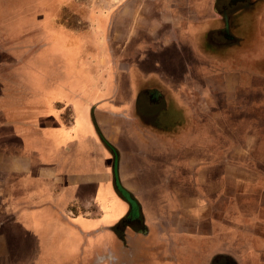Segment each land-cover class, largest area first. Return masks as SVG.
Returning <instances> with one entry per match:
<instances>
[{
  "label": "crops",
  "instance_id": "1",
  "mask_svg": "<svg viewBox=\"0 0 264 264\" xmlns=\"http://www.w3.org/2000/svg\"><path fill=\"white\" fill-rule=\"evenodd\" d=\"M230 1L232 4L238 2ZM107 2L105 7H86L75 0H34L33 10L22 17L29 19L28 27L35 29L32 32L40 29L45 34L44 45H48L53 56L59 58L57 70L49 72L64 73V81L59 83L50 74L51 85L43 84L39 88L35 78L37 87L27 83L28 92L44 100V105L39 108L36 103L25 102V105H17L20 108L16 111L23 113L24 110L42 109L41 112L30 113L25 119H17L12 114L5 117L7 122L3 127L8 128V138L19 141L21 153H17L16 160L13 159L14 150L5 147L3 153L12 157L3 156L4 162L6 158L9 161L4 163L7 166L4 170L9 169L10 174L17 176L18 183L11 188L19 195L17 198H3L0 213L3 221L18 223L25 227V231L36 235L51 233L53 227L58 231L71 232L77 242L73 244L70 257L62 258L58 264H111L110 261H116L110 248L113 242L88 246L85 239L99 236L106 227L110 228L111 234L121 224V238L116 239V244L121 241H129L132 245L145 244L147 238L144 235L148 234L145 223L151 226L150 230L154 226L159 230L173 229L175 232L178 227L180 233L198 229V232L203 230L211 234V221L215 219L238 231L248 232L246 240L251 249L259 253L257 260L264 264V255L257 250L264 243V179L262 182H251L247 177H235V170L243 172L245 168L243 161H234L233 138L226 135L230 143L211 146L212 138H217L215 131L208 132L206 129L205 136L193 127L188 135L175 130L171 136L157 141L150 131L135 125L136 120L130 118L131 114L125 117L123 114L110 116L103 111L96 112L106 102L113 104L116 101L122 107L132 106L134 90L131 74H144L138 72L136 59L145 55L148 65H151L150 73H153V77H146L145 83L153 82V89L163 85L161 81L165 77L176 84L177 80L172 75H183L180 73L185 71L194 78L203 73L207 85L204 91L201 89L203 92L199 90L197 104L208 110L214 107V111L208 114L209 120L204 122L206 125L210 123L211 128L212 124L217 127L215 107L218 102L215 99L219 87L218 82H212L217 77H212V64L202 61V57L206 61L212 56L204 54L201 49L203 43L207 45L211 33L218 30L219 17L213 7L216 0ZM241 2L246 3L249 9V5L254 9L256 4L258 11L264 14V0ZM75 10L83 23L90 27L89 30L68 28ZM259 29L263 35L264 16L259 22ZM12 38L7 39V43H16L13 49L25 48L19 36L14 38L17 42ZM36 40V35L29 39L31 44ZM21 53L17 50V55H12L15 62ZM183 55L191 59L189 67L183 68L182 72H169L165 62L178 60ZM263 69L260 67L259 70ZM223 76L224 82L220 87L226 91L227 98L230 95L232 99L244 96L240 100L249 102L251 95H263L261 76L248 73L249 81L243 84L237 81L236 85H233L230 76ZM177 79L185 80L184 77ZM197 83L199 89L201 80ZM163 86L165 94H169V89L165 84ZM175 86L174 93L170 94L174 96L178 114L187 107V102L183 97L181 99L182 85ZM33 88L35 90L30 91ZM188 90L194 92L196 89ZM262 101L258 102L264 103ZM187 118L188 122L197 121L195 115L189 113L187 116H170L168 122L174 124V128L181 125L187 128ZM101 136L117 152V159ZM201 136L206 140L202 145ZM155 142L156 149L153 148ZM218 152L225 156L217 159ZM115 177L125 193L116 191ZM251 186L257 190L253 199L247 196ZM126 195L137 202L136 207L131 209ZM237 202L242 213L240 215L239 212L241 223L231 211ZM248 205H251L250 209L244 207ZM128 217L137 222H130ZM252 217L257 222L251 223ZM5 232V229L2 230V235ZM183 242L184 239H180L177 243L181 246ZM236 243L239 244L237 251L246 249L243 247L246 243L240 238ZM234 244L231 248L237 245ZM90 248L91 257H87ZM196 248L191 246L188 250ZM237 254L235 256L239 261L241 255Z\"/></svg>",
  "mask_w": 264,
  "mask_h": 264
},
{
  "label": "rangeland",
  "instance_id": "2",
  "mask_svg": "<svg viewBox=\"0 0 264 264\" xmlns=\"http://www.w3.org/2000/svg\"><path fill=\"white\" fill-rule=\"evenodd\" d=\"M107 1L113 3L112 0H75L76 3H83L86 7L88 5H99L103 7L107 5ZM33 2L34 0H0V213L3 210L4 203L2 200L4 197L19 196L18 191L16 192L11 188L13 184L18 183V179H16L17 176L14 173L10 174L8 172L9 169L4 170V168L7 167L4 163L9 162L7 158L12 159L11 156L3 154L6 150L5 147L15 151L14 160L18 159L17 156H19V154L17 153L20 152L19 141L14 138H8V128L3 127L7 122L5 117L12 114L17 117V119H19V117L25 119L27 118L26 115L30 113L41 112L42 109H30L27 110V112L24 110L23 113L16 111L20 108L17 105L24 104L25 102L26 104L36 103L39 108L45 103L41 98H35L28 92L27 83H33V87H37L36 84H38L39 88L43 84L45 86H50V83L53 81L50 74H53V77L59 83L64 81V73L58 74L56 72H49L50 70H57L59 67L57 66L59 58L53 56L52 50L49 49L48 45H44V43H46L44 42L46 38L43 35L45 34H43V31H40V29H36L37 31L32 32L34 28L28 27L29 19L24 20L22 18L30 10H33ZM249 2H252V0H249ZM254 5V9H252V5H249V9L247 4L241 2V0L233 4L230 0H216L213 5V7H215V13H217L219 17L218 30L217 32L211 33L209 40L206 41L207 45L203 43L201 49L204 54H210L212 56L211 60L206 59V61L204 60L205 58L202 57V61L206 64H212V69L214 71L212 77H217L214 80L212 79V82H218L217 84L219 87L217 98L215 99L218 102V105L215 107L218 115L217 127H214L212 124L211 128L210 123L206 125L204 122L205 119L209 120L208 114L210 111H214V107L212 106L210 110H208V108L205 109L202 104H197L198 98L200 97L199 90L203 92L207 85L203 80L204 74H199V76H195L194 78V75L192 76V74L185 71L184 73H180L183 75H172V77L174 76V80H177L176 84L182 85L183 90L181 92V99L183 97L187 102V107L182 111L180 110L177 114V109L174 105V96L171 95L177 88L175 86L176 84L170 82V78H163L161 82H163V85L165 84V87H167L171 93L166 95V92L163 90L165 88L162 84L160 87L153 89V86H151L153 82L150 81L149 84H147V82L145 83L146 77H153V73H150L151 65H148V60L145 55H139L136 59L138 72H143L144 74H131L132 77L130 80L133 83L132 88L134 90L132 106L122 107L116 103V101L113 104L106 102L101 105V108L96 109V112L103 111L110 114V116L113 114H123L125 117L131 114L130 118L132 117L136 120L135 125L139 124L140 129L146 130V132L150 131L153 134H151V136L157 141L161 138L171 136L175 130L183 134L187 132L186 135H188L193 127L205 136H207L205 132L206 129L208 132L211 130L215 131L217 138H212L211 146L227 145V142H231L230 138L226 140V135H229L233 138L234 161H243L245 168L243 172L235 170L233 172L235 177H247L251 182H262L264 179V103L258 101L263 100L264 92L263 95H259L261 93L258 95H251V98L248 99L249 102H247V100H240L244 96H241L240 99H238L239 97H236L237 99H232L230 95V97L227 98L226 91L222 90L220 87L224 82L223 75H225L226 78L230 76L231 82H233V85H236L237 81L242 84L248 82V73H253L257 77L261 76L262 83H259L260 85H264V69L263 71L259 70L260 67L264 68V34L262 35L259 29V22L264 14L261 13L262 11H258L259 9L256 8V4ZM237 12L239 14H237ZM68 28H73L74 31L90 29L88 25L83 23L77 10H75ZM10 29H12V32L15 31L13 33L11 32V35L9 34L11 31ZM35 35L37 40L31 44L29 39L35 37ZM18 36L20 37V43L25 46L24 49H13L12 47H15L16 43L11 42L9 45L7 43V39ZM14 38L12 39L17 42ZM39 38H41V40ZM17 50L20 53L22 51V53L19 60L15 62L13 59L15 56L12 55H17ZM190 61L191 59L183 55L179 57L178 60L166 61L165 65L169 69V72H182L183 68L189 67ZM170 64L171 67L169 68L168 65ZM41 69H44L42 73ZM230 72H234L235 74L232 75L233 73ZM158 74H156V76ZM177 77H184L185 80H178ZM35 78L38 79L37 83ZM139 78L140 80L138 81ZM199 79L201 80V84L198 89L197 81H199ZM167 84H170L172 87H169ZM193 87H195L196 90H194V92H189L188 89ZM33 90H35V88L30 91ZM29 93L30 95H28ZM207 99L210 100V97L207 96ZM189 113L195 115L197 121L194 120L193 122V120H191V122H188L189 118H187V128L183 125L174 128V124L168 122L170 116H187ZM151 126L153 128H151ZM202 137L203 136H201L200 139L201 145L206 141ZM6 141H9L10 144ZM207 145H210V143ZM156 146L157 143L155 142L153 148L156 149ZM3 156L7 157L5 162ZM224 156L223 153H220L217 159H221ZM256 191L257 190H253L251 186L250 193L247 194V196L253 199L256 196ZM253 202L251 204H253ZM244 207L250 209L251 205ZM231 211L235 213L234 217L236 220L241 223L242 219L239 217V212L240 215L242 213L238 202ZM8 213L9 210L7 214ZM225 218L228 217L225 216ZM0 219L2 221L0 225V264H58L62 258L67 259L70 257L69 254H72V248L77 242V240L73 238V234L69 231H58L53 227V232L51 233L47 232L36 235L28 233V231L24 230L25 227L18 223H11L10 221L4 222L5 220L3 221L1 214ZM232 221L235 220L233 219ZM211 222L213 227L211 234L203 230L198 232V229H187L180 233L178 227L174 229L175 232L172 231L173 229H170V231L159 230L154 226H152V230H150L149 227L151 226L145 223V227L148 229V234L144 235V237L147 238L145 244L138 243L137 245H132L129 241H121L120 244H116V239L121 238V224L115 227V230L111 232V234L109 232L110 228L106 227L105 230L107 232L104 230L105 232L102 231L99 236L86 238L85 241L88 246L99 244V242H113L110 248L115 254L116 261H110L111 264H177V262L174 263L173 260H179L178 264H262L260 260H257L259 253L253 251L254 249H251L246 240L248 232L238 231L215 219H212ZM254 222H257V220L252 217L251 223ZM1 229L6 230L4 235H2ZM239 238L246 243L243 246L246 247V249L241 251H237L236 249L239 245L236 243ZM180 239H184L185 241L181 246L177 243ZM233 243L237 245L234 244L235 247L231 248ZM87 245L85 244V246ZM261 245L262 246L257 250H260V254L264 255V243ZM191 246L197 248L188 250ZM130 247H132V249H130ZM125 250L126 252H124ZM91 252L92 249H88V256H86L91 257ZM237 253L241 255V258ZM236 254L241 260L238 261L236 259ZM173 257H175V259L172 260ZM253 258H255V260H253ZM95 264L101 263L98 262ZM102 264L104 263L102 262Z\"/></svg>",
  "mask_w": 264,
  "mask_h": 264
},
{
  "label": "trees",
  "instance_id": "3",
  "mask_svg": "<svg viewBox=\"0 0 264 264\" xmlns=\"http://www.w3.org/2000/svg\"><path fill=\"white\" fill-rule=\"evenodd\" d=\"M101 140L112 150V152H113V155H114V157H115V159H117V152L112 148V147H110L109 145H108V143L103 139V137L101 136ZM115 163H116V161H115ZM115 189H116V191L118 192V193H123V192H125L124 191V189L121 187V185H120V183H119V181H118V179H117V177H115ZM126 201H127V203H129V204H131V205H136V202H135V200L131 197V196H129L128 195V197L126 198Z\"/></svg>",
  "mask_w": 264,
  "mask_h": 264
},
{
  "label": "flooded vegetation",
  "instance_id": "4",
  "mask_svg": "<svg viewBox=\"0 0 264 264\" xmlns=\"http://www.w3.org/2000/svg\"><path fill=\"white\" fill-rule=\"evenodd\" d=\"M129 204V203H128ZM129 206L131 207V209H132V207L134 208V207H136V205H131V204H129ZM128 219L130 220V222H137L135 219H133V218H131L130 219V217H128Z\"/></svg>",
  "mask_w": 264,
  "mask_h": 264
},
{
  "label": "water",
  "instance_id": "5",
  "mask_svg": "<svg viewBox=\"0 0 264 264\" xmlns=\"http://www.w3.org/2000/svg\"><path fill=\"white\" fill-rule=\"evenodd\" d=\"M125 193V192H124ZM127 196V195H126ZM128 197V196H127Z\"/></svg>",
  "mask_w": 264,
  "mask_h": 264
}]
</instances>
